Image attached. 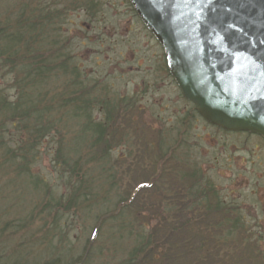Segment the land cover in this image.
I'll use <instances>...</instances> for the list:
<instances>
[{
	"label": "trees",
	"instance_id": "16d2710c",
	"mask_svg": "<svg viewBox=\"0 0 264 264\" xmlns=\"http://www.w3.org/2000/svg\"><path fill=\"white\" fill-rule=\"evenodd\" d=\"M99 2L71 0L63 9L93 13ZM24 3L0 11V203L16 202L19 230L29 233L40 224L30 241L41 234L35 246L56 251L52 239L62 234V211L105 206L97 219L104 230L99 247L37 264H95V257L98 264H264L259 231L189 161L190 152L175 153L171 132L155 134L153 142L139 137L140 129L125 119L128 103L86 73L57 25L65 11ZM158 71L167 75L162 63ZM195 118L189 109L180 122L189 126ZM51 141L52 166L66 180L63 192L31 172L37 150ZM142 175L146 180L138 181ZM41 193L42 203L26 214ZM112 196L118 199L110 202ZM6 213L0 210L1 238L12 227ZM20 245L0 256V264H31L23 255L29 246Z\"/></svg>",
	"mask_w": 264,
	"mask_h": 264
},
{
	"label": "rangeland",
	"instance_id": "374dc122",
	"mask_svg": "<svg viewBox=\"0 0 264 264\" xmlns=\"http://www.w3.org/2000/svg\"><path fill=\"white\" fill-rule=\"evenodd\" d=\"M70 1L23 0L24 4L39 5L47 10L48 7L54 10L63 9ZM98 1L101 2L98 8L93 9V13H86L85 9L66 11L63 9L64 16L57 24L70 43L71 51L81 62L83 61L86 73L102 84L105 83L109 92L128 103L126 111L127 118L130 119H125L140 129L139 137L144 136L145 139L153 142L155 134L171 132L175 138L174 142L177 143L175 147L178 148L175 153L190 152L189 161L193 159L206 177L227 198L231 200L238 198V193L241 194L240 199H249L247 204L262 200L264 148L260 140L244 133H227L218 130L196 118L190 121L189 126L188 123L182 126L180 119L191 107L180 97L171 78L158 71L161 60L157 55L162 54V51L156 41L143 29L124 0ZM16 2L18 0H0V11L11 9ZM0 85L4 86L2 81ZM94 115L95 118L99 117L98 114ZM131 130L132 127L129 131L132 132ZM181 131V136H178ZM52 147L51 141L37 150V159L31 167V172L34 176L39 175L45 179L51 189L63 192L66 180L65 176L52 166ZM137 180L145 181L146 176H138ZM132 181L134 183L135 178ZM253 191L255 194H252ZM22 192L26 194L29 191L22 190ZM42 195L41 193L30 203L27 207L30 210H26V214L32 211L34 204L42 203ZM247 195L249 196L246 197ZM117 199L112 196L108 200L112 202ZM16 204L9 199L0 203V210L7 212L3 219L9 220V223L12 220L10 223L12 227L5 229L3 238L0 237L1 257L17 244H21L20 247L24 248L27 245L29 250L24 251L26 253L23 255L28 254V262L37 264L48 257L57 255L62 257L63 253L73 258L84 246L90 244L99 247L100 242L103 241L104 230L98 228L97 219L105 209L104 205L94 206L93 211L89 213L62 211L59 220L62 224V234L60 236L57 232L52 239V245L57 247L56 251L50 247L45 249L44 246H35L41 241V234L32 238L34 242L30 241V234L35 233L40 224L35 223L29 233L25 229L19 230L20 228L17 227L19 222L13 214ZM141 217L144 220H151L147 218L148 216ZM94 227L100 230L97 231L96 237L92 234ZM16 228L19 230L18 233H15ZM249 228L259 231L261 239L258 247L264 254V222L250 221ZM6 235L10 237H4ZM96 258L94 263L98 264Z\"/></svg>",
	"mask_w": 264,
	"mask_h": 264
},
{
	"label": "water",
	"instance_id": "95a60500",
	"mask_svg": "<svg viewBox=\"0 0 264 264\" xmlns=\"http://www.w3.org/2000/svg\"><path fill=\"white\" fill-rule=\"evenodd\" d=\"M209 125L264 140V0H127Z\"/></svg>",
	"mask_w": 264,
	"mask_h": 264
},
{
	"label": "flooded vegetation",
	"instance_id": "af4514ba",
	"mask_svg": "<svg viewBox=\"0 0 264 264\" xmlns=\"http://www.w3.org/2000/svg\"><path fill=\"white\" fill-rule=\"evenodd\" d=\"M157 57L161 60L163 72H165L167 74V76L171 78V76L169 75L168 70H167L166 60H165L164 54L162 53L160 55H157ZM171 80L174 82V80L172 78H171ZM174 84H175V82H174ZM177 91H178L180 97L184 100V98L181 96L178 88H177ZM184 101L190 105V107H191L190 109H192L196 113V116L199 119V121H202L206 125H209L201 119V117L198 115V113L195 110V107L192 103H190L186 100H184ZM197 118H196V120H197ZM214 128H216V127H214ZM216 129L224 131V130L219 129V128H216ZM224 132H226V131H224ZM227 133H230V132H227ZM244 134H246V133H244ZM246 135H251V134H246ZM251 136L258 138L260 140L262 146H263L262 148H264V140L261 137L256 136V135H251ZM249 194H251V192ZM252 194H255V192L253 191ZM237 196H238V198H233L232 200H231V198L230 199L227 198V199L230 201V203L232 205H235L236 209L241 213L242 218L245 221H248V222H250V221L251 222H264V196H262V200H259L258 202H255L253 204H247V201L249 199H246V200L240 199L241 194L237 193ZM248 196L249 195H247L246 197H248Z\"/></svg>",
	"mask_w": 264,
	"mask_h": 264
}]
</instances>
